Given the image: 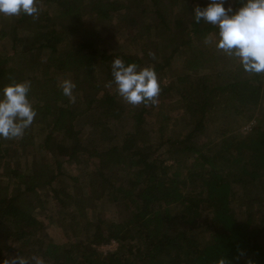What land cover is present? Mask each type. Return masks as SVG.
<instances>
[{"label": "trees", "instance_id": "16d2710c", "mask_svg": "<svg viewBox=\"0 0 264 264\" xmlns=\"http://www.w3.org/2000/svg\"><path fill=\"white\" fill-rule=\"evenodd\" d=\"M208 2L38 0V18H5L9 28L0 30V38L11 48L21 47L10 67L12 82L30 84L28 97L36 114L20 146L21 137L0 138V260L264 264V73H248L238 61L223 63L232 69L223 78L217 70L198 72L209 61L225 58L220 50L197 44L216 30L192 16L195 3ZM240 2L232 0L234 10ZM104 19L120 29V35L108 36L116 44L98 37ZM116 57L154 68L161 89L157 103L131 105L117 95L111 83ZM175 58L183 71L162 83ZM33 69L37 75L26 74ZM2 70L0 88L9 84ZM58 70L82 93L79 110L56 93ZM89 76L97 92L86 101L81 83ZM220 112L227 114L224 125L209 140L207 124L217 122ZM40 113L45 127L35 123ZM254 117L258 123L246 134L229 128L237 122L238 129ZM171 122L177 125L176 135L164 129ZM20 147L29 158L39 156L27 171L12 165ZM47 150L58 158L54 168L43 158ZM81 156L94 159V167L85 171L83 181L67 175L72 187L67 190L60 179L66 174L62 164ZM42 161L45 165L38 168ZM44 188L50 194L46 202L40 192ZM108 206V217L97 211ZM36 213L52 221L61 216L64 240L50 238ZM112 241L115 250H97Z\"/></svg>", "mask_w": 264, "mask_h": 264}, {"label": "clouds", "instance_id": "9594fccd", "mask_svg": "<svg viewBox=\"0 0 264 264\" xmlns=\"http://www.w3.org/2000/svg\"><path fill=\"white\" fill-rule=\"evenodd\" d=\"M38 0H0V17L20 15L38 18ZM194 21L213 25L217 29L215 48L238 60L242 69L251 74L264 73V0H241L233 8L232 0H209L205 6L195 3ZM111 83L117 95L131 105L155 104L160 93V82L154 68L138 67L116 57L111 64ZM62 94L74 101L75 84L70 79L60 82ZM28 82H12L0 88V138L22 137L35 117L29 100ZM0 264H30L29 259L12 256ZM31 264H43L33 257Z\"/></svg>", "mask_w": 264, "mask_h": 264}, {"label": "rangeland", "instance_id": "374dc122", "mask_svg": "<svg viewBox=\"0 0 264 264\" xmlns=\"http://www.w3.org/2000/svg\"><path fill=\"white\" fill-rule=\"evenodd\" d=\"M194 1L200 2L201 0H194ZM5 18L6 17H0V30L2 29L4 31H6L7 28H9V23L7 22V20ZM112 20H114V18ZM111 23L109 22V20L104 19V21L98 25V27H97L98 37L101 39L102 42L105 40V41H107V43L110 42V44H116L115 43L116 41L113 39H110L108 41V38H109L108 36H109L110 32L116 33L117 35H120L121 32H120V29L118 27L117 28L114 27L113 25H111ZM216 33H217V29L216 30L214 29L212 31V33L206 34L205 36H203L202 39H199L198 43H197L198 47L200 49H209V48L214 47V49H215ZM5 39H6L5 37L0 38V67H3L2 75H3V80L5 81V83H11L13 79L11 78L12 74L9 72L10 67H11V65L14 64L13 58L17 55V52L20 51L21 47L19 44H17V45H15V48H11L8 44L7 45L4 44ZM107 43L105 42V46L107 45ZM114 46H117V45H114ZM15 50H16V53H15ZM40 52H42V51H40ZM111 52H113V50H111ZM219 52L224 54L221 50ZM43 54H44V52L40 53L39 57L43 56ZM9 55H11V56L8 59V61L6 62V64L1 63L2 58L3 57H9ZM224 56H225V58L222 57L221 61H218V62L209 61V63L211 65L207 66V64H206L205 67H201L198 70V72L203 73V72L211 69L213 71L217 70L220 73V75H222L221 76L222 78L225 77V75H230L232 72V69L227 67V66L230 65L231 62L238 61V60H236L235 58L230 57L226 54H224ZM224 62H226V64H228V65L222 66ZM183 67H184V65L180 60H178L176 58L173 59L171 61L170 65L167 67L166 73L161 78V82L162 83L169 82L174 75L183 71ZM60 71L61 70H58L57 72H55V79L53 81L54 82V89H55L56 93L62 92L61 88L59 87V84L66 77L65 73H61ZM37 72H38L37 69L27 70L26 74L29 73L32 75H37L36 74ZM96 84L97 83H95V81L93 80V78L91 76L87 77L84 83H81V87H82V89H84V94L87 96L86 101L89 100V98H93L96 95L95 94L97 92V90H95ZM81 94L82 93L79 92L78 90L77 91L73 90V96L75 97V100L72 102H73L74 107H76L77 110H79L81 107V97H80ZM263 94H264V90H263ZM156 100H157V102L159 101L158 97L156 98ZM220 101H223V100H219L218 102H220ZM263 110H264V108H263ZM41 115H42V113H40L38 115V120H36L35 123L41 122L44 124V127H45V126H47V124L44 123V122H46V120H44V118H42L43 116H41ZM226 115H227L226 113L220 112L218 115L219 118H218L217 122H215V123L211 122V123L207 124L208 125L207 126L208 133H206V137L209 140L214 139L215 133L221 129L222 125H224ZM262 116H264V112H263ZM242 122H243V124L238 129H237L238 126H235V124L237 122H235L234 124H230L229 128L233 129L234 132L237 131L238 133L246 134L247 131L252 127V125H255L258 123V120H257V117H254L253 119L243 120ZM176 126H177L176 124L171 122V123H167L164 126V129H166V130L169 129L171 131L172 135H176L177 134V127ZM34 127H37V126H34ZM24 134H26L25 130H24ZM24 134L21 137V140H19V142H18L19 146L21 143H23L25 141V138L23 139ZM37 134L38 133H36V132L34 133V136L32 137V143L35 142V140H36L35 137L37 136ZM53 134H55L56 136H59V134L56 132ZM42 135H43V133L41 134V136ZM83 142L85 143L86 139H84ZM38 143L39 142L37 141L36 144L38 145ZM20 150H21V147L18 148L17 152H19ZM89 151L92 152L93 149L89 148ZM17 156H18V158L14 159L12 161V165L21 169V170H24V171H27L28 166H29V162L31 161V159L36 158L35 156L39 157L37 153H34V155L31 158H29L28 156H25L23 154V151L19 152L17 154ZM43 158L48 159L47 163L50 164L53 168L55 167V160L58 159V158H54V157L50 156L48 150L46 151ZM64 159H67V158H64ZM94 162H95L94 159H91V158L86 157V156H81V157H78L77 159L64 160L62 166H63V171L66 174L62 175L60 178V179H63V181H64L62 186H65V189H67V190L72 189V187H70L68 181L65 180V177H67V175H72V176L77 177L78 179H81L83 181V179H85V171L93 169ZM167 163H170V161H168ZM43 165H45V161L44 162L42 161V163L38 162V164L36 166H38V168H43ZM48 170H50V168H48ZM60 181H62V180H60ZM11 182H12V179L10 177H8L6 180V183L8 184V189H10V187L12 185ZM40 192H41L42 197H44L45 202L47 200H49L50 194L46 188L42 189ZM90 202H92V201H90ZM90 202H88V205H90ZM233 207L237 208V204L233 203ZM97 211H100L103 214V216H106V217H108L110 214H112V209L109 206L107 208L106 207L103 208L102 210L98 207ZM87 213H88V216L90 218H92V219L95 218L94 213L92 212L91 208L87 209ZM35 216L43 223V225L46 226L45 231L47 232V234L50 238H52L56 242H60V241L64 240L63 235L60 231L61 227L58 226V224L60 225V223H62L61 221H63L61 216L56 215L58 218L60 217L61 220H55V221H52V219H49V218H43L42 219V217L44 215L41 213H36ZM53 218L55 219V215ZM116 247H117V243L113 242L111 244L108 243V244L98 245L96 248L98 251L106 253L107 251L115 250Z\"/></svg>", "mask_w": 264, "mask_h": 264}, {"label": "built area", "instance_id": "2783aa9c", "mask_svg": "<svg viewBox=\"0 0 264 264\" xmlns=\"http://www.w3.org/2000/svg\"><path fill=\"white\" fill-rule=\"evenodd\" d=\"M113 242L115 243V241H112V242H110L109 244H111V243H113Z\"/></svg>", "mask_w": 264, "mask_h": 264}]
</instances>
